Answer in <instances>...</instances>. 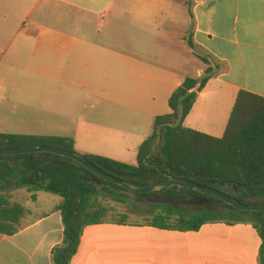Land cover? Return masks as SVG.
<instances>
[{
	"label": "crops",
	"instance_id": "1",
	"mask_svg": "<svg viewBox=\"0 0 264 264\" xmlns=\"http://www.w3.org/2000/svg\"><path fill=\"white\" fill-rule=\"evenodd\" d=\"M17 6L20 26L0 48V116L67 119L84 112L86 99L103 98L133 120L154 121L171 112V95L198 59L204 65L190 78L209 67L212 74L186 127L222 137L241 90L264 97V0H17ZM69 102L72 112L63 107ZM75 149L102 155L79 151L76 140ZM42 193L9 189L11 200L34 207H26L21 230L0 233V264H53L64 233L62 198ZM261 243L247 222L177 231L107 220L85 227L70 264H260Z\"/></svg>",
	"mask_w": 264,
	"mask_h": 264
},
{
	"label": "trees",
	"instance_id": "2",
	"mask_svg": "<svg viewBox=\"0 0 264 264\" xmlns=\"http://www.w3.org/2000/svg\"><path fill=\"white\" fill-rule=\"evenodd\" d=\"M211 74L209 67L203 77L186 78L175 90L169 99L171 112L155 118L152 133L139 147L136 164L97 154L83 156L129 182L147 185L167 177L184 178L243 203L264 204V97L241 90L222 137L184 125ZM41 145L77 152L75 140L68 136L0 133V148ZM0 182L5 184L0 186L3 234L17 233L30 214L24 205L11 201L10 188H26L31 193L44 191L62 198L58 209L64 233L62 242L52 250L53 264H70L85 227L108 220L110 209L102 204V198L125 204L129 193L140 201L155 198L149 203L151 216L146 220L148 225L160 229L197 231L206 223H251L262 240L259 263L264 264V211L241 210L218 197L180 186L136 193L95 175L71 158L50 152L0 155ZM227 185L238 193L225 192L223 187ZM172 201L195 205L196 209H185ZM123 218L126 216L117 222H126Z\"/></svg>",
	"mask_w": 264,
	"mask_h": 264
},
{
	"label": "rangeland",
	"instance_id": "3",
	"mask_svg": "<svg viewBox=\"0 0 264 264\" xmlns=\"http://www.w3.org/2000/svg\"><path fill=\"white\" fill-rule=\"evenodd\" d=\"M11 2L12 6L9 10L7 8V0L0 2V48L7 41L4 36L9 35V40L20 26V7L17 6V0H11ZM6 18L7 22L5 21ZM185 56L194 58V55L185 54ZM197 62L199 67L204 65L200 59ZM198 66L190 65L186 72L187 77H195ZM86 100L84 112L82 114L79 112L70 113L72 116L67 119L58 118L51 120L41 115L31 117H28V115H25L26 117L0 116V131L17 134L30 133L38 135L39 133H52L71 136L76 140L79 151L89 149L88 151L101 153L107 157L112 156L114 157L113 159L118 161L136 164L137 153L144 133H147V131L152 132L154 121H140L137 118L133 120L124 107L103 98L99 100L88 98ZM74 106L75 103H63V107L67 111H74L72 110ZM0 186H3V182H0ZM223 190L231 195L238 193L231 185L223 187ZM41 196L60 198L58 195L47 192L42 193ZM136 198V195L129 193L125 204L117 203L110 198H102V204L110 209L108 220L119 221L125 215L126 218L122 220L147 223L146 219L151 216L149 203L153 202L155 198L148 197L145 201H140ZM24 203L27 205H24L25 207H34L30 200H25ZM176 205L185 209H196L195 205L187 203L177 202ZM34 215V217L37 216V214Z\"/></svg>",
	"mask_w": 264,
	"mask_h": 264
},
{
	"label": "water",
	"instance_id": "4",
	"mask_svg": "<svg viewBox=\"0 0 264 264\" xmlns=\"http://www.w3.org/2000/svg\"><path fill=\"white\" fill-rule=\"evenodd\" d=\"M35 152H50L54 154H58L61 156H65L68 158H71L75 160L76 162L82 164L84 167L88 168L90 171H92L95 175L113 182L115 184L123 186L125 189L129 191H133L140 194H147L152 193L157 190L166 188L168 186H180L184 188H188L191 190H195L198 192H201L206 195L215 196L226 203L235 206L241 210L245 211H264V204H247L243 203L232 196L206 186L198 185L194 182H191L189 180H186L184 178H176V177H167L163 180L154 182L152 184L142 185L137 184L134 182L126 181L122 178L116 177L114 175H111L104 171L103 169L96 166L94 163L89 161L87 158H85L83 155L72 152L63 148L50 146V145H41V146H23V147H8V148H0V155H14V154H24V153H35ZM205 207H208V204L204 205Z\"/></svg>",
	"mask_w": 264,
	"mask_h": 264
}]
</instances>
